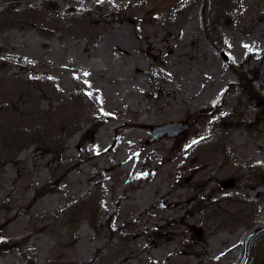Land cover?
I'll return each instance as SVG.
<instances>
[{
    "label": "rangeland",
    "instance_id": "rangeland-1",
    "mask_svg": "<svg viewBox=\"0 0 264 264\" xmlns=\"http://www.w3.org/2000/svg\"><path fill=\"white\" fill-rule=\"evenodd\" d=\"M262 22V0H0V264H264Z\"/></svg>",
    "mask_w": 264,
    "mask_h": 264
},
{
    "label": "bare ground",
    "instance_id": "bare-ground-1",
    "mask_svg": "<svg viewBox=\"0 0 264 264\" xmlns=\"http://www.w3.org/2000/svg\"><path fill=\"white\" fill-rule=\"evenodd\" d=\"M263 2H264V0H262ZM259 30H261V32L262 33H264V22H262L261 24H260V27H259ZM121 32V35L119 36V35H115V34H112L110 37H108L107 38V41L111 44V45H114V44H117V43H119V41L121 40V38L123 39V40H125L126 42L128 41V37L126 36V32L124 31V30H121L120 31ZM209 54V57H208V60H207V64H210L211 62H212V59H213V57H212V55H211V53H208ZM114 86H116V87H118L119 89L122 87L121 85H114ZM259 96L260 97H263L264 96V94H259ZM137 124V121H134V120H128V121H124V122H122L117 128H118V132H119V134L120 133H123L124 132V129L126 128V127H128V126H132V128H131V130L130 131H127L126 133L128 134V133H132V132H134L135 131V125ZM100 134L101 135H105V132H104V130H101L100 131ZM101 154H100V152H98V153H95L94 155H93V157L94 158H98L99 156H100ZM79 162H80V160L78 161V162H76L74 165H73V167H77L78 169H81L82 168V166H81V164H79ZM69 168H71V167H67V168H65L66 170L63 172V174L64 175H67V171H68V169ZM208 198L209 199V197L211 198V196H210V194L209 193H205L204 195H203V198ZM260 214V213H259ZM256 215L254 218H253V224L254 225H262V224H264V215L262 216V215ZM109 217V216H108ZM194 225H196V223H194ZM112 227V226H111ZM114 228V227H113ZM118 228V227H117ZM112 231H113V229H112ZM114 232V231H113ZM112 233V232H111ZM128 235H130V234H128ZM26 237V236H25ZM200 243L201 242H199V240H191V241H188L187 242V244H188V247L191 249V250H198V246H200ZM205 244V243H204ZM195 253V252H194ZM197 254V253H196ZM200 261H202V260H200ZM203 263V262H202Z\"/></svg>",
    "mask_w": 264,
    "mask_h": 264
},
{
    "label": "water",
    "instance_id": "water-1",
    "mask_svg": "<svg viewBox=\"0 0 264 264\" xmlns=\"http://www.w3.org/2000/svg\"><path fill=\"white\" fill-rule=\"evenodd\" d=\"M189 123L182 122L179 120H172L167 121L160 124H152L150 125V135L149 139L154 141L157 140L163 136H177L180 133H183L186 128H188ZM226 185L229 184V182H225ZM246 244V243H245ZM246 248V245H245ZM60 264H72L71 262H63ZM243 264V263H241Z\"/></svg>",
    "mask_w": 264,
    "mask_h": 264
},
{
    "label": "trees",
    "instance_id": "trees-1",
    "mask_svg": "<svg viewBox=\"0 0 264 264\" xmlns=\"http://www.w3.org/2000/svg\"><path fill=\"white\" fill-rule=\"evenodd\" d=\"M29 7V6H28ZM31 7H33V6H31ZM30 8V7H29ZM208 146H211V144L209 145L208 144ZM13 158H14V156H13ZM204 195V194H203ZM210 198V197H209ZM201 199V198H200ZM203 199H206L205 197L203 198ZM208 199V198H207ZM211 201H213V200H211ZM200 202V206L203 208L205 205H203V201L202 200H200L199 201ZM212 217H211V219L212 218H214V219H216L217 220V216L216 215H211ZM205 220V219H204ZM206 221V220H205ZM213 222H215V221H213ZM202 225V224H201ZM121 236V235H120ZM121 238H122V236H121ZM198 240V239H196V238H194V237H192L191 235H189L188 236V238H187V241H191V240ZM171 254V253H170ZM199 264H203L202 262H203V259H202V261H197ZM198 263H196V264H198Z\"/></svg>",
    "mask_w": 264,
    "mask_h": 264
}]
</instances>
